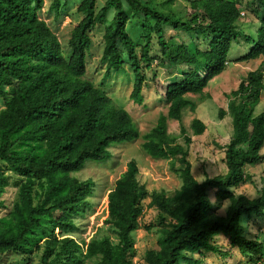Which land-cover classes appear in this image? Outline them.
Returning a JSON list of instances; mask_svg holds the SVG:
<instances>
[{
	"label": "trees",
	"instance_id": "1",
	"mask_svg": "<svg viewBox=\"0 0 264 264\" xmlns=\"http://www.w3.org/2000/svg\"><path fill=\"white\" fill-rule=\"evenodd\" d=\"M173 2L105 0L95 12L96 0H81L77 11L83 17L72 28L68 54L64 55L58 37L39 17L44 0H0V97L4 100L0 109V192L8 184L4 168L19 176L17 199L1 218L0 262L17 250L30 254L33 249L29 247L38 249L43 242L42 264H85L86 260L90 264H134L133 233L147 193L137 180L134 160L127 163L106 195L104 222L113 227L117 241L105 237L80 243L61 235L74 228L72 217L89 204L87 197L93 188L91 180H78L71 173L87 161L109 159L111 146L139 135L128 112L86 78L90 32L95 26L104 28L101 61L105 76L111 70H123L122 51L127 53L134 75L129 97L135 103L143 101L148 77L141 62L150 67L152 40L156 39L161 58L187 65L181 78L165 88L167 112L160 113L155 125L143 134L142 148L148 155L163 159L180 155L184 165L173 169L181 183L172 194H151L148 205L157 208L163 227L156 248L144 255L147 264H180L181 260L200 264L193 254L203 250L224 254L213 242L220 233L231 246L250 256L253 264L263 259L262 241L243 234L240 222L243 216L264 214V186L255 198L230 189L245 184L250 176L244 166L261 158L264 111L254 113V109L264 89V67L248 71L227 93V108L218 109V117L228 114L232 123V135L224 145L226 171L198 181L191 171L188 149L167 132V120H180L186 107L194 110L196 104L187 93H202L209 80L225 69L238 34L240 7L235 0H189L188 16ZM127 6L134 18L142 19L146 41L140 47L126 29ZM49 7L56 17L61 15L60 0H51ZM112 10L113 17L108 19ZM260 21L257 38L233 61L264 56V16ZM190 127L194 134H202L205 123L194 117ZM181 131L185 133L183 126ZM184 141L188 145L190 137L185 135ZM210 189H215L213 201ZM224 200L228 205L219 214L216 209Z\"/></svg>",
	"mask_w": 264,
	"mask_h": 264
},
{
	"label": "rangeland",
	"instance_id": "2",
	"mask_svg": "<svg viewBox=\"0 0 264 264\" xmlns=\"http://www.w3.org/2000/svg\"><path fill=\"white\" fill-rule=\"evenodd\" d=\"M104 1L96 0L95 12L100 9ZM235 1L241 11L245 12V15L237 21L238 34L231 43L228 65L222 74L209 81L201 94H188L189 98L196 104L194 110L186 107L182 111L180 120H167V132L176 137V143L188 149L187 158L191 163V171L198 181H202L206 177L223 174L226 171L223 161L224 145L232 135V123L228 114L222 118L218 117V109L220 107L227 108V93L236 88L246 73L258 67L261 62L260 57L255 60L240 62H234L232 59L244 54L251 45V39L256 37V30L264 16V2H257V4L255 0ZM50 2L51 0H44V5L38 14L56 34L62 45L64 55H67V40L70 37V32L74 24L83 17V14L77 11V6L81 0H60L61 15L59 17H56L55 12L49 7ZM173 5L182 13L190 15L189 0H174ZM126 10L130 16L126 24L127 32L140 47L146 41L141 30L142 19L134 18L128 6ZM113 14V10L110 11L107 18L110 19ZM103 31V26H95L90 32L92 43L86 57V78L90 79L102 91H105L114 103L128 111L136 123L139 136L136 140L111 146L109 159L101 162L87 161L82 169L71 173L78 180H91L93 188L87 197L89 204L81 214L72 217L74 228L67 233H61V235H70L80 243L88 242L92 238L105 237L114 243L117 241L113 227L104 222L107 216L106 195L113 187L115 180L126 169L127 163L134 160L138 165L137 180L144 184L147 191L145 198L142 199L143 211L139 218V226L133 233L136 248L134 264H147L144 255L148 249L156 248V240L160 229L163 227L157 208L148 205L151 194L153 191L167 195L172 194L181 183L180 177L173 169L182 168L184 165L180 155H175L172 159L153 158L148 155L142 148L143 134L155 125L160 113L165 114L167 112V105L164 101L165 88L168 83L181 78V74L187 69V65L173 64L161 58L160 47L156 43V39L152 40L149 50V55L152 58L150 67H146V64L141 62L148 77L142 90L143 101L140 104L135 103L129 97L134 75L127 53L122 51L123 70H111L107 76L104 75L105 64L101 61ZM139 47L138 52H140ZM232 79L234 82L229 83ZM2 108H4V100L0 97V109ZM261 111H264V90L254 113ZM194 117L205 123L202 134H194L190 127V122ZM181 126L184 127L185 133L181 131ZM185 135L190 137L188 145L184 141ZM260 155L261 158L256 163L244 166V172L250 176V179L245 184L231 188L230 190L235 194H244L249 198L259 196L264 186V146L260 150ZM4 171L8 176V184L0 192V227H2L1 218L13 208L19 187V176L9 169L4 168ZM214 192L215 189L208 191L212 201L214 200ZM227 205L228 200L222 201V206L216 209V212L223 214ZM240 225L243 234L258 237L264 246V214L252 215L251 217L243 216ZM213 242L224 254L205 250L193 254L194 258H199L200 264H253L250 256L243 255L236 246H231L228 238L222 233L215 235ZM29 248L33 249L30 254L17 250L3 256V261L0 264H42L43 242L38 249L34 246ZM79 255L82 256V251H79ZM28 256L29 259L26 262L25 258ZM262 258L257 264H264V248ZM85 264H90V261L86 260ZM180 264L187 263L181 260Z\"/></svg>",
	"mask_w": 264,
	"mask_h": 264
},
{
	"label": "clouds",
	"instance_id": "3",
	"mask_svg": "<svg viewBox=\"0 0 264 264\" xmlns=\"http://www.w3.org/2000/svg\"><path fill=\"white\" fill-rule=\"evenodd\" d=\"M243 15H245V12H244V11H241V9H240V17H242ZM238 21H239V19H238ZM236 24H237V23H236ZM260 25H261V23H259V26H258V28H257V30H256V37L253 38L252 40H255V39L257 38V35H258V31H259V27H260ZM251 44H252V42H251ZM250 46H251V45H250ZM247 51H248V50H247ZM247 51H246V52H247ZM241 55H242V54H241ZM236 57H237V56H236ZM259 57L261 58V62H260V64H259V66H260V67H264V64H263V62H264V56H263V55H260V56H258V57H256V58H252V59L255 60V59L259 58ZM249 60H251V59H249ZM245 61H248V60H245ZM234 62H240V61H234ZM227 65H228V62H227ZM227 65H226V66H227ZM259 66H258V67H259ZM225 68H226V67H225ZM256 68H257V67H256ZM224 70H225V69H224ZM224 70H223V71H224ZM252 70H254V69H252ZM249 71H251V70H249ZM200 73L202 74V73H204V71H201ZM222 73H223V72H220V73H218L217 75L222 74ZM247 73H248V72H247ZM247 73H246V75H247ZM217 75H216V76H217ZM246 75H245V76H246ZM216 76H214V77H216ZM214 77H213V78H214ZM213 78H212V79H213ZM242 79H243V78H242ZM242 79H241V80H242ZM241 80H240V81H241ZM209 81H210V80H209ZM240 81H239V82H240ZM231 82H234V79H232L229 83H231ZM208 83H209V82H208ZM229 83H227V84H229ZM238 84H239V83H238ZM206 86H207V85H206ZM206 86H205V87H206ZM237 86H238V85H237ZM96 87H97V86H96ZM205 87H204V88H205ZM98 88H99V87H98ZM99 89H100V88H99ZM234 89H235V88H234ZM100 90H101V89H100ZM232 90H233V89H232ZM263 90H264V89H263ZM203 91H204V89H203ZM230 91H231V90H230ZM230 91H229V92H230ZM103 92H105V91H103ZM229 92H228V93H229ZM262 92H263V91H262ZM262 92H261V94H262ZM105 93H106V92H105ZM106 94H107V93H106ZM188 94H193V93H187V96H188ZM200 94H201V93H200ZM107 95H108V94H107ZM108 96H109V95H108ZM226 96H227V95H226ZM109 97H110V96H109ZM188 97H189V96H188ZM110 99L112 100L111 97H110ZM227 99H228V98H227ZM112 102H113V100H112ZM227 102H228V100H227ZM113 103H114V102H113ZM114 104H116V103H114ZM116 105H117V104H116ZM117 106H118V105H117ZM118 107H120V106H118ZM121 108H123V107H121ZM123 109H124V108H123ZM125 110H126V109H125ZM126 111H127V110H126ZM127 112H128V111H127ZM128 114H129V113H128ZM129 115H130V114H129ZM130 116H131V115H130ZM131 118H132V117H131ZM132 119H133V118H132ZM133 121H134V120H133ZM156 121H157V120H156ZM135 124H136V123H135ZM138 136H139V135H138ZM137 138H138V137H137ZM137 138H136V139H137ZM136 139H134V140H136ZM132 141H133V140H132ZM129 142H130V141H129ZM124 143H126V142H124ZM121 144H122V143H121Z\"/></svg>",
	"mask_w": 264,
	"mask_h": 264
}]
</instances>
